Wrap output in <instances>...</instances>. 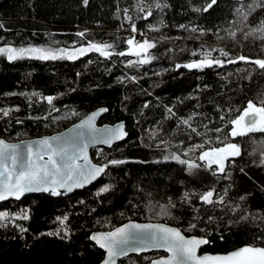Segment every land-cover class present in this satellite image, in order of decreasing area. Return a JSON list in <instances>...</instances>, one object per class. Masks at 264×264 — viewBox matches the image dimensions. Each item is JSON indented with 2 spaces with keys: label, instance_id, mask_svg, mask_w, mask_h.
<instances>
[{
  "label": "trees",
  "instance_id": "1",
  "mask_svg": "<svg viewBox=\"0 0 264 264\" xmlns=\"http://www.w3.org/2000/svg\"><path fill=\"white\" fill-rule=\"evenodd\" d=\"M209 3L0 0V48L67 50L54 60L26 54L10 61L0 54V139L52 135L99 108L108 109L102 124L124 121L129 132L111 149L92 150L94 161L108 167L90 188L0 204V212L8 213L0 219V264H101L105 253L91 241L92 234L130 221L167 223L189 237L207 238L205 253L264 246V133L228 135V121L239 115L235 109L264 99V69L251 62L264 59V34L254 31L264 21V7H255L242 21L236 9L247 12L254 0H216L204 11ZM245 33L252 34L245 38ZM130 38L155 44L149 63L128 54ZM90 44L112 45V55L77 52ZM209 51L224 61L222 66L183 67ZM185 119L191 127L182 123ZM227 143L239 145L241 154L228 161L225 173L213 175L216 166L208 169L199 156ZM173 156L201 167L190 172ZM112 160L126 162L109 164ZM106 186L109 190L100 192ZM211 189L214 203L205 204L199 194ZM186 192L190 202L184 200ZM162 206L167 215L160 214ZM25 211L27 220L20 218ZM192 223L196 227L188 230ZM152 255H131L118 264H146Z\"/></svg>",
  "mask_w": 264,
  "mask_h": 264
},
{
  "label": "snow or ice",
  "instance_id": "2",
  "mask_svg": "<svg viewBox=\"0 0 264 264\" xmlns=\"http://www.w3.org/2000/svg\"><path fill=\"white\" fill-rule=\"evenodd\" d=\"M87 3V0H85ZM216 0H211L204 11L211 8ZM159 7V5H157ZM255 7H264L262 0H254L253 4L248 6V11L242 8H237L236 12L239 14L242 21H246L248 15L255 10ZM143 11V9H141ZM199 11V9H197ZM151 15V11L148 12ZM131 19L130 17L128 18ZM234 21L233 23H236ZM181 27H184L183 25ZM132 31H136L135 25L132 26ZM196 31V28H192ZM202 31V30H201ZM264 34V21L261 26L254 30ZM252 33H245V38ZM83 36L84 33H79ZM234 38L236 33L230 32ZM264 39V35L261 36ZM130 45L128 54L135 56H146L148 50L155 47L154 43L144 40L142 43L135 41V38L127 40ZM112 48V45H98L90 44L89 49L80 48L77 50L79 54H84L86 50H94L105 57L112 55L111 51L107 49ZM66 49H46L42 47H28V48H0V54H7V59L12 61L24 58L26 54H34V58L40 60H49L60 58L59 53H65ZM221 56H228L227 52L219 50ZM125 52H120L119 55H125ZM203 59L183 65L188 69H203L215 65H223L224 61L220 59H213L211 51L203 54ZM68 59H75L76 56L68 54ZM240 61L248 62V58L244 56L238 57ZM150 62V58H144L139 61L141 64ZM228 63H234V60H228ZM264 69V59H257L251 61ZM178 67H180L178 65ZM51 104L53 97H47ZM2 111V110H0ZM101 112L107 109H101ZM232 111V109H229ZM239 113L234 119H230L228 124L232 125L228 135L230 137L245 136L249 133L261 132L264 133V99L259 103H254L249 100L246 107L243 109H235ZM171 112V109H169ZM4 115H8L4 111ZM97 114H93L84 120L76 127L79 129H87L88 134L77 133L74 137L65 138L63 135L52 138H44L39 141H33L27 145L26 155L21 152V146L18 144H7L0 140V201L6 200L9 197L20 199L25 193L29 192H50L53 196L61 195V189L64 194L72 192L74 188H82L85 184L91 183L98 176L105 172L108 165L97 166L91 163L87 156L88 142L104 143L111 145L113 141L122 140L127 135L124 131V125L121 123L113 128H105L98 130L95 128L93 121ZM223 119V117H221ZM183 124L189 125V120L182 121ZM191 127V125H189ZM72 131V130H70ZM195 131V129H193ZM216 132L222 131L217 128ZM101 135H97V133ZM220 140V137L216 138ZM56 141L55 146L50 142ZM211 143V141H208ZM33 144L39 147L38 151L33 150ZM195 148H203L204 145H195ZM187 154V153H185ZM240 147L234 143L224 144L223 147H211L202 152L199 160L205 161L208 169L216 166L213 175L218 171L225 173L228 161L236 156H239ZM47 156V160L44 156ZM83 163H80V160ZM167 159V157L165 158ZM180 164H187L188 170L191 172L194 169H199L201 165L190 163L182 160L179 156H173ZM126 161L112 160L109 164L119 165ZM109 188L103 187L100 192H107ZM99 195V193H97ZM215 189L199 194V199L205 204H213ZM189 193L184 194L185 202H190ZM223 203L221 197L218 201ZM174 207V206H173ZM198 211V210H197ZM160 214L167 215L168 210L164 206L160 209ZM7 212H0V219H7ZM20 218L27 220L29 218L27 212H22ZM59 220L60 218L57 217ZM66 220L67 217H64ZM247 219V217H243ZM212 218H209L211 221ZM194 223L189 225V229H194ZM24 231V229H21ZM201 231H204L201 229ZM59 232L48 233V235H59ZM95 241L100 248L105 249L107 258L103 264H116V258L126 256L129 252H143L150 249H164L170 255L161 257L151 261V264H264V246L246 245L224 255H198V250L202 245L209 243V240L203 237H185L177 228L169 227L163 224H136L129 223L123 227L116 228L114 231L107 233L95 234L90 237Z\"/></svg>",
  "mask_w": 264,
  "mask_h": 264
},
{
  "label": "water",
  "instance_id": "3",
  "mask_svg": "<svg viewBox=\"0 0 264 264\" xmlns=\"http://www.w3.org/2000/svg\"><path fill=\"white\" fill-rule=\"evenodd\" d=\"M101 109H107V108H99V109H96V110L90 112L89 114H87L84 118H82L81 120H79V121L76 122L75 124H73V125H71L70 127L66 128L65 130H62V131L57 132V133H54V134H52V135L42 136V137L33 138V139H25V140H20V141H9V140H5V139H0V140H3V141H4L5 143H7V144H18V145H20V146H21V152L24 153V154L26 155V154H27V153H26L27 145L30 144V143H32L33 141H39V140L44 139V138H49V139H50V138H52V137L61 136V135H63L65 138H71V137H74L77 133H84L85 136H87V134H88V130H87V129H79V128H77L76 126H77V125H80L84 120H86L88 117L92 116V115L95 113V114H97V115H96L95 120L93 121V123H94V126H95L96 129H98V130H103V129H105L106 127H107V128H113V127H115L116 125H119V124L122 123V124L124 125V131L127 133V135L124 137V139H122V140H117V141H113V143H112L111 145L104 144V143H91V142H88V147H87L86 151H87V156H88L89 160H90L91 163L94 164V165H97V166H103V165L97 164V163L94 161V159H93V157H92V150L97 149V148H107V149H111V148H113L115 145L125 142V141L128 139L129 132L127 131V125H126V123H125L124 121H122V122H118V123H115V124H109V123L101 124L103 118H104V117L106 116V114L108 113V109H107V111H104V112H101V111H100ZM70 130H72V131H70ZM97 135L99 136V135H101V133L98 132ZM50 142L55 146L56 141H51V140H50ZM33 150H34V151H38V150H39V147H38L37 145L33 144ZM44 159L47 160V156H46V155L44 156ZM80 163H83V160H82V159L80 160ZM106 171H107V168L105 169V172H104V173H102L100 176H98V177H97L95 180H93L91 183L85 184V186L82 187V188H74L72 192H68L67 194H64V190H63V189H61L60 191H61L62 194L66 195V196H70V195H72V194H74V193H76V192H80V191H83V190H85V189H88V188H90L91 186H93L94 184H96L101 178H103V176L105 175ZM41 194H51V193H50V192H29V193H25V194H24L20 199H18V200L15 199V198H13V197H9V198L6 199V200L0 201V204H3V203H5V202H9V201H18V202H20V201L24 200V199L27 198V197L35 196V195H41ZM129 223H136V224H142V225H143V224H149V223H152V224H163V225H166V226H169V227L176 228V227H174V226H171V225H169V224H167V223H162V222H147V223H141V222H135V221L127 222V223L123 224V225L120 226V227H123L124 225H127V224H129ZM120 227H118V228H120ZM177 229H179V228H177ZM114 230H115V229L110 230V231H114ZM179 230H180V229H179ZM110 231L94 233V234H92V235L100 234V233H107V232H110ZM180 231H181V230H180ZM181 233H182L185 237H189V236L185 235L182 231H181ZM190 237H192V236H190ZM190 237H189V238H190ZM206 239H207V238H206ZM91 241H92V242H93L98 248H100L99 245L96 244L95 241H93V240H91ZM208 244H209V243H208ZM208 244H206V245H202V246L200 247V249L198 250V255H201L200 253L202 252V250H203L204 248H206V247L208 246ZM100 249H101L102 251H104V253H105V258H104V260H105V259L107 258V256H106V251H105V249H102V248H100ZM154 252H164V253L167 254V256L170 255V254H169L166 250H164V249H150V250H146V251L139 252V253H137V252H129L126 256H121V257L116 258V264H118L120 260L125 259V258H127V257H129V256H131V255H144V254H150V253H154ZM229 253H230V252H229ZM224 254H227V253H222V254L204 253V254H202V255H224ZM167 256H165V257H167ZM104 260H103V261H104ZM103 261L101 262V264H103ZM147 264H151V262H149V263H147Z\"/></svg>",
  "mask_w": 264,
  "mask_h": 264
},
{
  "label": "flooded vegetation",
  "instance_id": "4",
  "mask_svg": "<svg viewBox=\"0 0 264 264\" xmlns=\"http://www.w3.org/2000/svg\"><path fill=\"white\" fill-rule=\"evenodd\" d=\"M102 124V123H101ZM205 252L202 250V252L200 253L201 255L202 254H204ZM150 254H153L152 255V258H151V260L149 261V262H151L152 260H154V259H158V258H161V257H165V256H167V254L166 253H164V252H154V253H150ZM149 262H146V264L147 263H149Z\"/></svg>",
  "mask_w": 264,
  "mask_h": 264
},
{
  "label": "rangeland",
  "instance_id": "5",
  "mask_svg": "<svg viewBox=\"0 0 264 264\" xmlns=\"http://www.w3.org/2000/svg\"><path fill=\"white\" fill-rule=\"evenodd\" d=\"M149 42H151V43H153L152 41H149ZM131 47V46H130ZM152 49V48H151ZM151 49H149L148 50V53L146 54V56H137L138 58H147V56L149 55V51L151 50ZM108 51H109V49H107ZM175 160V159H174Z\"/></svg>",
  "mask_w": 264,
  "mask_h": 264
},
{
  "label": "built area",
  "instance_id": "6",
  "mask_svg": "<svg viewBox=\"0 0 264 264\" xmlns=\"http://www.w3.org/2000/svg\"><path fill=\"white\" fill-rule=\"evenodd\" d=\"M51 97H53V100H54V96H51ZM53 100H52V101H53Z\"/></svg>",
  "mask_w": 264,
  "mask_h": 264
}]
</instances>
